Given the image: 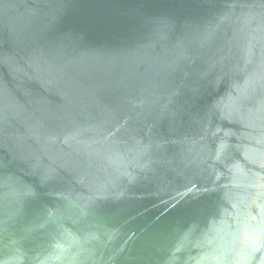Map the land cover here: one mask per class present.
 <instances>
[{
  "label": "water",
  "instance_id": "1",
  "mask_svg": "<svg viewBox=\"0 0 264 264\" xmlns=\"http://www.w3.org/2000/svg\"><path fill=\"white\" fill-rule=\"evenodd\" d=\"M0 264H264V0H0Z\"/></svg>",
  "mask_w": 264,
  "mask_h": 264
}]
</instances>
